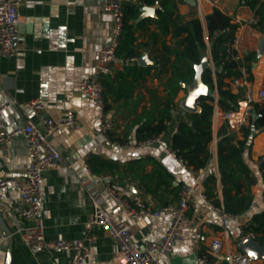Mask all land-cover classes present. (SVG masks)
I'll return each mask as SVG.
<instances>
[{
	"label": "crops",
	"instance_id": "obj_1",
	"mask_svg": "<svg viewBox=\"0 0 264 264\" xmlns=\"http://www.w3.org/2000/svg\"><path fill=\"white\" fill-rule=\"evenodd\" d=\"M106 1L19 0L16 55L0 58V106L8 105L0 115V129L9 131L30 121L43 131V118L58 121L67 112L77 117V131L63 128L49 138L60 154V161L57 168L42 174L43 205L40 217L46 240L86 242L89 236H94V243L89 245L91 257L87 264H114L117 251L114 240L100 227L91 224L92 201H98L110 216L129 226L131 239L138 248L145 241L161 239L169 225L170 217L166 213L139 221L121 214L117 204L108 196L102 177H110L152 207L160 208L177 202L180 187L191 185L195 172L180 163L176 154L170 152L171 137L187 113L180 106L186 97L183 89L174 99L171 118L166 130L160 134L159 141L143 147L132 146L137 141L136 130L147 123L154 124L160 117L167 96L166 83L170 70H162L156 62L163 54V46L173 47L176 38L171 33L165 37L159 34L154 42L151 34L158 33L155 24L157 18L143 19L146 21L144 27L134 34V45L140 56L146 54L153 64L138 65L121 53L111 67L113 78L106 77L103 83L106 106L113 120L110 135L127 141L132 147L114 148L93 134L99 127L97 115L80 95L78 87L82 79L92 74L98 51L109 45L114 33L113 19L104 10ZM172 1L176 3L180 24L199 19L207 45L203 58H208L212 66L204 16L213 7L206 2L198 7L184 0ZM259 5L264 7V0H258L254 8L240 0H217L215 7L238 26V62L254 95L264 87V43L260 45L261 40H264V30L258 31L255 29L256 24L250 23L257 17L255 10ZM27 18L33 20L27 21ZM136 19H130L128 23H139ZM230 90L239 96L236 111L232 112L228 121H223L221 117L212 121V141L209 144L212 157L206 168L201 169L200 176L202 186L207 175L215 176V194L219 200L221 185L217 171L216 132L225 122L235 139H240L241 118L245 108L242 92L233 88ZM35 100L42 102L43 109L26 106ZM256 103L263 104L264 101ZM83 153L90 156L89 169L84 168L79 161ZM263 156L264 130L254 137L247 160L249 176L253 179L249 187L253 197L251 208L223 223L215 215L211 203L204 199L203 186V190L193 193L189 221L180 227L184 241L174 244L171 254L162 257L161 263L197 264V258L207 253L215 237L223 240L221 257L239 252L238 243L247 237H243L242 228L248 225L253 214L264 210V179L259 166V158ZM28 164L24 137H15L0 146V179L23 178ZM159 168L163 171L161 175L154 174ZM18 197V191L11 190L0 199V212L12 233L8 264H69L71 252L40 250L32 253L22 244L16 231L24 225V221L13 212L11 216H6V210L12 211ZM7 251V238L0 229V264H6ZM210 262L226 264L221 258L210 257ZM231 264L264 262L236 258Z\"/></svg>",
	"mask_w": 264,
	"mask_h": 264
},
{
	"label": "built area",
	"instance_id": "obj_2",
	"mask_svg": "<svg viewBox=\"0 0 264 264\" xmlns=\"http://www.w3.org/2000/svg\"><path fill=\"white\" fill-rule=\"evenodd\" d=\"M136 0H107L104 10L108 12L114 23V33L107 47L100 49L97 53V59L92 74L84 78L79 83L80 95L90 104L97 115L99 123L98 129L93 134L114 148L120 147H143L159 141L160 135L136 142L130 145L127 141L121 142L118 139H111L110 132L113 129V120L109 116L104 96V79L113 78L112 64L117 60V50L120 46L125 8L135 3ZM196 6L202 2L208 3L215 8L217 0H195ZM19 0H0V58H11L16 55L15 40L18 32L20 17L18 14ZM32 21L33 18H27ZM258 18L255 17L250 23L256 24ZM237 33V32H236ZM237 38L231 44L226 46V55L233 60L238 61L236 53ZM137 58L128 59L135 62ZM212 69V66L210 67ZM228 88L240 90L242 92L245 108L241 118V126L246 125L252 115L253 106L256 101H264V87L253 94L249 80L244 76L243 69L240 66V76L230 79L227 82ZM26 106L34 109H43V104L39 100L31 101ZM8 105L0 106V115ZM221 117L223 121H228L232 117V112H222L214 98L212 121ZM44 130H38L33 123L26 121L23 125L12 130L0 129V146L6 145L15 137L22 136L26 139V154L29 164L23 178L0 179V199L11 190L18 191V200L14 203L12 211L6 210V216H11L12 212L24 221L16 233L20 236L22 244L32 253L40 250H53L71 252L72 257L69 264H87L91 257L89 245L94 243L95 237L89 236L86 242L71 241L65 239L46 240L44 235V225L40 217L43 196L41 192V179L45 171L55 169L59 166L60 154L49 142V138L58 134L63 128H69L72 132L77 131V117L67 112L63 119L54 121L50 118H43ZM171 153L174 151L170 150ZM89 154L83 153L79 161L86 169L88 167ZM178 161L183 163L178 157ZM193 183L191 185H182L178 192V199L175 204L165 205L160 208H154L140 196L133 194L130 190L110 177H102L105 182V190L108 196L117 204L119 211L126 217L135 221L146 218H157L162 213L169 215V225L161 239L158 241H145L141 248L134 245L131 239L130 228L128 225L110 216L98 201H92L93 213L91 224L100 227L108 236H110L117 246L114 256V264H163L160 262L162 257L171 254L173 246L176 243L184 241V235L180 227L189 221V212L192 207L193 193L197 190H203L200 182L201 169L194 170ZM204 199H206L204 195ZM207 200V199H206ZM215 215L224 223L233 215L228 214L222 204H211ZM226 234V232H224ZM224 234V235H225ZM247 237L254 239L253 234ZM5 239V237H3ZM224 244L221 238L215 237L211 240L208 251L197 258V264H213L210 257L221 258L226 264H231L236 258L248 259L240 252L227 253L221 257Z\"/></svg>",
	"mask_w": 264,
	"mask_h": 264
},
{
	"label": "trees",
	"instance_id": "obj_3",
	"mask_svg": "<svg viewBox=\"0 0 264 264\" xmlns=\"http://www.w3.org/2000/svg\"><path fill=\"white\" fill-rule=\"evenodd\" d=\"M250 8L258 4V0H240ZM160 9L156 11L155 24L158 33H152L154 42L157 35L162 37L169 33L176 38L173 47L163 46V54L158 57L157 66L162 70H170V77L166 83L167 96L164 98V107L154 124L140 126L136 132V142L150 139L160 135L167 128L171 118V110L174 108V99L182 90L180 84H188L194 75L193 67L200 63L206 53L207 45L203 39V30L199 19H193L180 24L177 15L176 3L172 0H136L128 5L124 13V26L117 56L124 53L126 59L137 58L134 42V34L144 27L145 20L135 24L128 23L135 20L142 6L152 7L155 4ZM258 21L255 29L264 30V7L259 5L255 10ZM207 32L212 69L207 67L202 76V83L212 92H216V104L222 112L236 111L239 96L233 94L227 86V81L240 76V63L227 57L226 46L235 39L238 26L231 22L230 17L224 15L216 8L204 16ZM199 112H187L184 120L177 124L171 137V150L181 158L183 163L193 170L204 169L210 163L212 153L209 144L212 141V113L214 98L202 96L198 99ZM254 115H251L248 123L240 127V139L228 131V124L223 123L216 132V159L219 182L221 185V200L215 194L216 178L213 174L207 175L203 181L204 195L213 205L220 203L224 210L231 215H239L248 211L253 204V197L249 187L253 183L250 178V170L247 160L254 137L264 130V103H255ZM254 136H251V132ZM111 139H118L111 136ZM259 166L264 179V156L259 158ZM162 169L154 172L161 175ZM243 237L249 234L255 236L254 240L264 245V210L251 216L248 225L242 228Z\"/></svg>",
	"mask_w": 264,
	"mask_h": 264
},
{
	"label": "water",
	"instance_id": "obj_4",
	"mask_svg": "<svg viewBox=\"0 0 264 264\" xmlns=\"http://www.w3.org/2000/svg\"><path fill=\"white\" fill-rule=\"evenodd\" d=\"M190 5H196L195 0H184ZM158 3L153 7L142 6L139 9V15L136 19V22H140L145 18H157L156 11L159 9ZM264 43V40H261L260 45ZM138 65L146 66L152 65L153 63L149 61L146 54H142L137 60ZM210 66V61L208 58H202L200 63L193 67L194 75L193 79L188 84H180V87L186 92L185 99L180 103L182 109L186 112L195 113L200 111V107L197 105L198 99L202 96H211L214 97L216 94L208 89L201 81V76L204 70ZM215 93V94H214ZM252 115H254V111H252ZM251 136H254V132H251ZM0 229L3 231L4 235L7 238L8 242V251H7V261L6 264L9 263L12 251V233L6 225V219L0 212ZM237 249L240 253L246 255L251 260H262L264 262V245L259 244L254 239L249 237L241 240Z\"/></svg>",
	"mask_w": 264,
	"mask_h": 264
}]
</instances>
